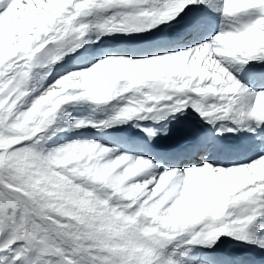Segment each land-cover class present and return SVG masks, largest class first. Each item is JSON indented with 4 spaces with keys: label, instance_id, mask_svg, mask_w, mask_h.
Listing matches in <instances>:
<instances>
[{
    "label": "snow or ice",
    "instance_id": "1",
    "mask_svg": "<svg viewBox=\"0 0 264 264\" xmlns=\"http://www.w3.org/2000/svg\"><path fill=\"white\" fill-rule=\"evenodd\" d=\"M0 264H264V0H0Z\"/></svg>",
    "mask_w": 264,
    "mask_h": 264
},
{
    "label": "bare ground",
    "instance_id": "2",
    "mask_svg": "<svg viewBox=\"0 0 264 264\" xmlns=\"http://www.w3.org/2000/svg\"><path fill=\"white\" fill-rule=\"evenodd\" d=\"M218 23H219V17L217 16L215 17L213 24H212V27L215 28L216 30H218ZM212 34L214 35L215 31H213ZM83 111L85 115L88 114L87 109H84ZM180 127L182 130L186 131L193 140H195L199 135L206 132L210 128L209 125L203 124L199 116L194 112H190L188 116H186L184 119L180 121ZM134 131L135 130H133V132ZM96 135L98 136L100 134L96 133ZM77 138H80V139L89 138L90 139L92 138V136L91 135L79 136L76 133H70L69 139H77ZM56 140L58 143L64 142L63 140H61L60 134L56 137ZM220 142H222L223 144L232 143L233 145L240 147L241 150L237 152V154L239 155L241 159L244 158V156L246 155L248 151L247 142L245 141L242 134L233 135L231 133H225ZM177 143H178V138L176 136L158 139L154 145V149L155 150H165V149H168L170 147L177 145ZM228 158L231 159V157H228ZM229 243H230L229 241L227 240L225 241L226 251L228 250Z\"/></svg>",
    "mask_w": 264,
    "mask_h": 264
},
{
    "label": "rangeland",
    "instance_id": "3",
    "mask_svg": "<svg viewBox=\"0 0 264 264\" xmlns=\"http://www.w3.org/2000/svg\"><path fill=\"white\" fill-rule=\"evenodd\" d=\"M82 131L86 132L88 130H82ZM69 135H70V133H62V134H60V138H61V140L65 141V139L69 138Z\"/></svg>",
    "mask_w": 264,
    "mask_h": 264
}]
</instances>
